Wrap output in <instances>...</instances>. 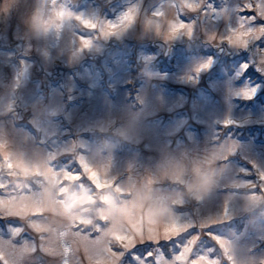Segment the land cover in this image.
I'll return each mask as SVG.
<instances>
[{
	"label": "rangeland",
	"instance_id": "374dc122",
	"mask_svg": "<svg viewBox=\"0 0 264 264\" xmlns=\"http://www.w3.org/2000/svg\"><path fill=\"white\" fill-rule=\"evenodd\" d=\"M191 2L189 12L182 0H0L8 264H63L65 243L93 255L97 246L72 227L88 218H104L120 239L180 231L137 241L121 264H264V34L247 47L221 39L230 29L258 32L264 20L246 17L264 15V0ZM180 11L192 34L169 39ZM109 21L117 27L105 36ZM80 156L101 179L94 199L58 188L47 171L80 172L87 190ZM20 178L43 195L25 196ZM41 207L46 223L16 216ZM84 232L102 235L95 224Z\"/></svg>",
	"mask_w": 264,
	"mask_h": 264
},
{
	"label": "snow or ice",
	"instance_id": "6c2138e0",
	"mask_svg": "<svg viewBox=\"0 0 264 264\" xmlns=\"http://www.w3.org/2000/svg\"><path fill=\"white\" fill-rule=\"evenodd\" d=\"M182 3L184 4V7L187 11L191 12L197 9L198 5L195 3H192L191 0H182ZM245 7L252 10V5L248 4ZM243 10V9H241ZM183 11L178 12V21L179 23H173L168 32L169 39L175 38L180 30L188 29V35L190 36L192 34L193 30V21H188L185 19H182ZM129 18L128 14L126 13L124 16L119 17L120 20L124 21ZM251 24L259 18L260 20H264V15H260L259 13H256V15L246 17ZM85 24H87L89 27H93L88 21H84ZM259 31L257 32L254 27H249L247 32H241L239 29H230L232 31L231 36L222 37L221 39H226L229 44L232 45H243L247 47L249 39L256 36L257 33L264 34V23H260L259 25ZM117 27V25L113 24L111 21L108 22V27L105 30L104 34L107 36L109 33L113 31V29ZM240 27H244L243 25H240ZM241 36H247L248 39L241 40ZM258 39L259 37L256 36ZM85 44H87V41H84ZM264 54V53H262ZM246 66V65H245ZM208 67V63H204L198 66L196 69L197 72H199L201 69ZM248 94L247 92L245 93ZM229 121H225V123H228ZM77 163L80 165L81 169L83 170V173L86 174L87 179L90 181L92 187L84 190L83 184H77L78 181L82 179V175L80 172H73L69 171L67 169L63 171H58L52 166L49 165L47 171L51 173L53 176H56L58 178L59 184L58 188L64 189L65 186L67 187L68 192H75L79 194L81 191H87L89 194V198L94 199L95 197L92 196L93 193H95L97 190L101 189V179L96 171H94L88 164L84 163V157L80 156L78 158ZM24 179L26 183V190L24 192L25 196H32V197H40L43 195L42 186L38 184L36 181L27 179V178H20ZM261 179L264 180V174L261 175ZM33 184L36 185V190H33ZM117 191H120L119 187L117 186ZM261 192H264V186L260 189ZM59 199H62V195L58 196ZM199 198V197H198ZM0 212H7L11 215H14L10 212H8L7 209L0 211ZM226 215V210H225ZM20 217H25L28 219H32L35 217H40L45 220L44 223L47 222V216L48 213L46 210L41 207L38 210H30L28 211L27 215H16ZM97 221L102 222L107 227L105 229H101L99 227V224L96 223ZM93 224L96 225V231L102 232V235L93 239L90 237V234L85 233L84 229H89L93 226ZM36 231H38L33 224L31 225ZM73 229H77V236L81 237L84 241H86L89 245L97 246L96 251L93 255H87L84 254L81 250L76 249L74 250L73 247H71L69 244L65 243L63 245V253L64 256L63 264H70V261L68 259L69 255H74L76 253H79L82 255L79 257L77 264H121V259L124 256L125 252L128 251L129 246H131L133 249L136 246V242H143L144 239L147 237L150 240H154L155 242H159L161 237L171 239L174 234H179L180 231H177L174 234H167L164 233L159 236H148L145 234H132L129 239H120L113 235H111L108 231V224L107 221L104 218H98L93 222L91 218L84 219L80 223L74 224ZM39 232V231H38ZM43 234V233H42ZM46 236H42V239H45ZM103 242V243H101ZM223 243V241H221ZM183 252H187L188 248L184 246L182 248ZM35 251V249H33ZM147 255H151V253H148ZM179 255H182L180 253ZM136 259H139V257H135ZM0 264H8L7 260L2 259V256H0ZM193 264H197L196 261L193 262Z\"/></svg>",
	"mask_w": 264,
	"mask_h": 264
}]
</instances>
